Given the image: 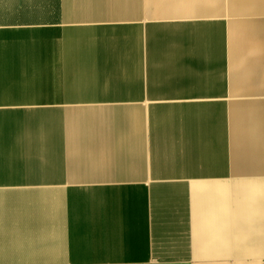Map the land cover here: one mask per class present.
I'll return each mask as SVG.
<instances>
[{"label":"crops","instance_id":"crops-1","mask_svg":"<svg viewBox=\"0 0 264 264\" xmlns=\"http://www.w3.org/2000/svg\"><path fill=\"white\" fill-rule=\"evenodd\" d=\"M213 1L0 0V264L264 260V148L232 142L264 66L229 63L263 55V26L230 27L264 0Z\"/></svg>","mask_w":264,"mask_h":264},{"label":"bare ground","instance_id":"bare-ground-1","mask_svg":"<svg viewBox=\"0 0 264 264\" xmlns=\"http://www.w3.org/2000/svg\"><path fill=\"white\" fill-rule=\"evenodd\" d=\"M184 0H158V2H159V4L160 3H167V7H169L168 6V4H170L171 5V3L173 4L174 2H176L178 5H177V7L179 6V5H183L181 2H183ZM187 1V0H186ZM189 1H194L196 4H198V5H196V7H197V16H203V15H207L208 14V17L209 16H211V14H212V16H215V11L216 10H218V9H216L215 8V10H214V3L216 2H214L213 0H189ZM239 1V0H238ZM241 1V0H240ZM239 1V2H240ZM253 3V1L252 0H249V3H251V2ZM256 1H258V0H256ZM214 2V3H213ZM242 2V1H241ZM260 2V1H259ZM181 3V4H180ZM251 3V4H252ZM257 3V2H256ZM158 4V5H159ZM217 4V3H216ZM240 5H241V9H242V4L241 3H239ZM255 4V3H254ZM258 4V3H257ZM161 5V7H162V4H160ZM239 5V6H240ZM256 5V4H255ZM260 5V4H259ZM258 5V6H259ZM172 6V5H171ZM164 7V6H163ZM176 7V8H177ZM256 7V6H255ZM180 8V7H179ZM167 9H169V8H167ZM181 9V8H180ZM241 9H239V12L241 11ZM255 9H257V7L255 8ZM173 10V9H172ZM243 10V9H242ZM259 10H261L260 8H259ZM259 10H255L257 13L256 14H260V12H258ZM220 11V13H221V9L219 10ZM219 11H218V13H216V15L217 14H219ZM223 11V10H222ZM173 12H177L178 14H179V12H181L179 9H174V11ZM244 12V11H243ZM176 13V14H177ZM213 13H214V15H213ZM223 13V12H222ZM255 13V12H254ZM224 14V13H223ZM232 14H236V13H232ZM237 14H242L241 12L240 13H237ZM221 15V14H220ZM234 15L232 16L233 18H234ZM239 15H236V16H239ZM243 15V14H242ZM241 15V16H242ZM179 16V15H178ZM241 16H239V17H241ZM204 17V16H203ZM205 17H207V16H205ZM179 18V17H178ZM236 18V17H235ZM239 20H242V17L239 19ZM235 21V25H236V22L238 21L237 19H235L234 20ZM233 23H231L232 25H231V27L230 28H232V26L234 27V29H236V31H238V30H240V32H238L239 33V35H242V33H241V31H243V35H248L250 32H252V34H253V28L254 27H261V26H263L264 27V23L262 22L261 24L259 23V24H257L256 23V21H251V20H249L248 21V19L247 20H242V21H238L237 23H238V25H236L239 29H237V27L236 26H234L233 25ZM236 27V28H235ZM233 29V31H235ZM249 30V29H252L250 32L248 31H246V30ZM210 30V29H209ZM258 30H260V29H258ZM232 30L230 29V33H229V35H232L231 33H235V32H231ZM244 31L246 32L245 34H244ZM263 31V30H262ZM262 31H260V32H262ZM207 33L210 35V31H207ZM264 33V32H263ZM236 34H237V32H236ZM251 34V33H250ZM249 34V35H250ZM252 34L249 36H247L246 38H248V37H251L252 36ZM258 34H260V33H258ZM258 34L256 35V33H254L253 35H254V37H252V41H254L255 43L256 42H258V40H256L257 38L255 37V35L256 36H258ZM262 34V33H261ZM235 36V35H234ZM233 36V37H234ZM261 36H263V35H260V37L259 38H261ZM228 37V36H227ZM236 37H238V36H236ZM239 37H244V36H239ZM197 38V35H195L192 39H193V42L191 43V49H192V53H194V54H201L202 53V51H203V53H206V54H208L209 55V60L208 61H205V65H210L211 67L217 62V59H216V56L214 55L213 56V53H207V51H209V50H216V47H217V38L215 37V38H213V40H211L210 38H209V40H211L210 42H209V45H208V43H205L204 45L205 46H203L202 44H200V41L202 40L199 36H198V39H196ZM235 38V37H234ZM255 38V39H254ZM262 38H264V36L262 37ZM219 39V38H218ZM229 39H230V37H229ZM228 39V40H229ZM241 41L243 40V39H245V38H239ZM238 39V40H239ZM251 38H249V40H250ZM234 40V39H233ZM235 40H237V38H235ZM234 40V41H235ZM237 40V42H241V41H238ZM262 40V39H261ZM264 40V39H263ZM234 41H232V42H234ZM246 41H248V40H246ZM244 42V40L241 42V43H239L240 44V46H238V47H236L235 49H236V53H238L237 55H236V53H235V55H236V57L234 56V58H236V59H234L233 58V55H231L232 57H231V61L229 62V63H234L233 61H237V63H234V64H232V65H234V67L230 64V66H232V68H235V67H239L240 65H242V66H240V67H243V65H245V67H246V65H263L264 66V64H262V63H264V41L262 42V46H260L259 48L260 49H262V53H263V55H261L260 57H254V58H252V57H249L247 54H244L245 52H246V50L248 49V43L247 42ZM214 42H216L215 43V45H214ZM231 44H232V42L231 41H229ZM236 42V41H235ZM234 42V44H236ZM180 42H178L177 44H179ZM218 43H219V41H218ZM250 43V42H249ZM253 43V42H252ZM258 44H261L260 43V41L257 43V45ZM228 45H230V44H228ZM209 47V48H213L214 46H215V48L214 49H209L208 50V48L207 47ZM231 46V45H230ZM232 46H233V48H234V46L235 45H233L232 44ZM237 46V45H236ZM259 46V45H258ZM257 47V46H256ZM170 48V44H167V42H160V47L157 49V50H160V51H165V49H169ZM232 48V47H231ZM232 48V50L231 49H229V50H231V53L230 54H234V53H232V52H234L233 50H235V49H233ZM258 48V49H259ZM201 52V53H200ZM212 54V55H211ZM240 54V55H239ZM228 56H230V55H228ZM211 57V58H210ZM229 58V57H228ZM229 60H230V58H229ZM241 63V64H240ZM239 64V66H236V65H238ZM229 66V67H230ZM257 66V67H258ZM232 68H230V69H232ZM260 69H258V71L260 70L261 71V68H262V66L261 67H259ZM251 70V69H250ZM262 70H264V67H263V69ZM232 71V70H231ZM235 71V70H234ZM233 72V71H232ZM245 72V71H244ZM262 72V71H261ZM260 72V73H261ZM264 72V71H263ZM242 73V72H241ZM247 72H245V74H246ZM233 74V76H234V74H235V72H233V73H231V75ZM243 75V74H241V75H243V77H239L238 78V74L236 75V78H235V76L234 77H232L233 79H240V78H243L242 80H244V79H246V76H247V74L246 75ZM259 74V73H258ZM239 75H240V73H239ZM263 75V74H262ZM255 76H258V78H259V76H261V75H255ZM250 77V76H249ZM263 77V76H262ZM257 78V77H256ZM261 78V77H260ZM255 79V78H254ZM253 80V79H252ZM256 80V79H255ZM232 81H234L233 83H235V80H232ZM245 81V80H244ZM243 81V82H244ZM247 81V80H246ZM245 81V82H246ZM250 81V80H249ZM248 81V82H249ZM254 81V80H253ZM237 82H238V80H237ZM242 82V83H243ZM244 82V83H245ZM261 82V81H260ZM238 83H241V81L240 82H238ZM231 84V83H230ZM229 84V85H230ZM234 85V84H233ZM237 85V84H236ZM251 85V84H250ZM252 85H253V83H252ZM253 87V86H252ZM231 88V87H230ZM236 88V87H235ZM234 88V89H235ZM240 88V87H239ZM245 88V87H244ZM261 89H263V88H261ZM254 91H256V90H254ZM247 92V91H246ZM257 92V91H256ZM239 101H241V100H239ZM254 101V100H253ZM232 102V101H231ZM244 102V101H243ZM258 102V101H257ZM246 103H248V102H246ZM246 103H244V104H246ZM251 103H253V102H249L248 104H246L245 105V109L244 108H241V107H239L238 105L236 106V104H239V103H237V102H235L234 104H235V106L236 107H238V109L239 108H241V110L240 111H238V109H237V111L233 114L232 113V115H233V120L235 119V121H233L234 123H233V128H234V131L233 132H235L234 133V138H233V143H234V145H235V147H237V145H239V144H242L241 142H243V144L242 145H245L246 146V144H248L249 146L251 145V148H253V147H255L256 146V144L258 143V142H260V144L258 143V145L259 146H257V147H260L261 146V143H262V146L261 147H263L264 148V136H262V135H260V134H258L256 131H257V127H256V125H259V124H257V123H261L262 121H264V116L262 117L261 115H259L258 113H259V109H260V107H258V110H256L257 108L256 107H254L253 106V104H251ZM240 104H243V103H241L240 102ZM239 104V105H240ZM243 104V105H244ZM249 104H251L250 106H249ZM242 106V105H241ZM233 107V106H232ZM235 107V108H236ZM244 107V106H243ZM254 108H256V109H254ZM234 109V108H233ZM233 109H232V111H233ZM262 109H264V108H262ZM235 110V109H234ZM254 110H256L257 112H255ZM261 110V109H260ZM231 113V112H230ZM257 113V114H256ZM261 113V112H260ZM229 115H231V114H229ZM230 118H231V116H230ZM231 120H232V118H231ZM232 123V122H231ZM264 123V122H263ZM262 123V124H263ZM248 130H250L252 133H250ZM245 132H248L247 133V137L245 138L244 136H246V134H245ZM256 135L257 136H259V139H258V141L256 140L257 138H256ZM260 136L262 137V138H260ZM244 137V138H243ZM244 143H246V144H244ZM237 144V145H236ZM240 146V145H239ZM242 147H244V146H240L239 148H242ZM257 147H255V149H257ZM245 149H248L247 147L245 148ZM244 149V150H245ZM233 150H235V149H233ZM236 150H237V148H236ZM235 150V151H236ZM238 150H240V149H238ZM237 150V151H238ZM243 150V149H242ZM251 151H253L252 149H250ZM236 151V152H237ZM251 151H249L248 150V152H249V154L251 153V154H254L253 152H251ZM247 155H248V153L247 152H245ZM245 153H242V154H245ZM237 154V153H236ZM245 154V155H246ZM255 154H258V151L255 153ZM260 154V153H259ZM237 155H240V154H237ZM244 264H261V263H257L256 261H251V262H243ZM236 264H238V263H236Z\"/></svg>","mask_w":264,"mask_h":264},{"label":"rangeland","instance_id":"rangeland-1","mask_svg":"<svg viewBox=\"0 0 264 264\" xmlns=\"http://www.w3.org/2000/svg\"><path fill=\"white\" fill-rule=\"evenodd\" d=\"M185 5H187V6H190V8L191 9H193V11H195V13H196V11H197V7H195L194 5H193V3H186ZM189 8V9H190ZM264 21V20H263ZM256 22H259V21H256ZM198 34H197V38L196 39H198ZM199 40V39H198ZM209 40V39H208ZM212 40V39H211ZM210 42V41H209ZM209 42H207L208 43V45H209ZM215 43L216 42H214V45H215ZM200 44H202L203 46H204V42H203V39L200 41ZM215 47V46H214ZM213 47V48H214ZM209 51H211V50H209ZM215 55V54H214ZM217 58V57H216ZM252 261H256L257 263H261V264H264V260H252ZM235 263H238V264H244L243 262H235Z\"/></svg>","mask_w":264,"mask_h":264}]
</instances>
